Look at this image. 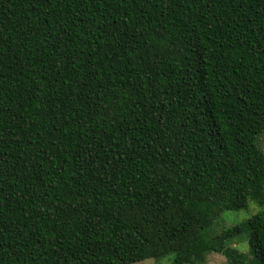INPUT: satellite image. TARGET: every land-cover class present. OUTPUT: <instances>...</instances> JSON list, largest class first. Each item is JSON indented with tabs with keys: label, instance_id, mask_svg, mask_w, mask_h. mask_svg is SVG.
Returning a JSON list of instances; mask_svg holds the SVG:
<instances>
[{
	"label": "trees",
	"instance_id": "16d2710c",
	"mask_svg": "<svg viewBox=\"0 0 264 264\" xmlns=\"http://www.w3.org/2000/svg\"><path fill=\"white\" fill-rule=\"evenodd\" d=\"M263 132L264 0H0V264H264Z\"/></svg>",
	"mask_w": 264,
	"mask_h": 264
},
{
	"label": "rangeland",
	"instance_id": "374dc122",
	"mask_svg": "<svg viewBox=\"0 0 264 264\" xmlns=\"http://www.w3.org/2000/svg\"><path fill=\"white\" fill-rule=\"evenodd\" d=\"M259 146L264 151V132L259 136ZM262 207H258L255 203H250L246 209H241L238 211H223L219 217L214 221L213 225L210 227L212 234L219 233L222 229L230 227L238 222L246 220L250 215L260 210ZM244 236H241L242 238ZM230 243V246L235 247L240 252L248 253V243L246 237ZM249 256V255H248ZM250 257V256H249ZM133 264H168L167 259L155 261L153 259H145L140 262H135ZM207 264H225V259L222 255L217 253H210L207 255Z\"/></svg>",
	"mask_w": 264,
	"mask_h": 264
}]
</instances>
